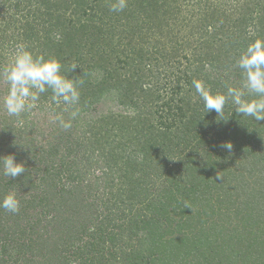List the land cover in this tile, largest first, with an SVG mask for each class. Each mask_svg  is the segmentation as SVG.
Masks as SVG:
<instances>
[{
  "label": "trees",
  "instance_id": "1",
  "mask_svg": "<svg viewBox=\"0 0 264 264\" xmlns=\"http://www.w3.org/2000/svg\"><path fill=\"white\" fill-rule=\"evenodd\" d=\"M116 2L0 0V71L23 47L83 81L67 111L41 95L71 122L43 144L17 124L26 113L0 106V156L26 169L0 171V198L20 201L0 209V264H264V121L231 102L205 113L193 86L241 87L236 61L264 39V0Z\"/></svg>",
  "mask_w": 264,
  "mask_h": 264
},
{
  "label": "clouds",
  "instance_id": "2",
  "mask_svg": "<svg viewBox=\"0 0 264 264\" xmlns=\"http://www.w3.org/2000/svg\"><path fill=\"white\" fill-rule=\"evenodd\" d=\"M127 7V0H117L111 5V11L120 12ZM78 65L72 64L70 72ZM236 66L242 70L243 82L240 88L228 87L226 93H213L203 81L195 80L193 86L203 101L205 113L215 111L223 115L226 104L231 102L235 113L251 117L256 121H264V39L250 42L236 61ZM0 80L8 85L7 95L0 100V106L10 117H20L35 107L42 94L51 92L54 104L75 106L80 100L79 85L82 80L69 77L62 71V64L55 58H45L44 55L34 56L21 47L17 50L10 66L0 71ZM78 109L71 112L72 118ZM65 129L71 127L70 121H65L62 115L54 118ZM221 147L231 151V142H224ZM0 171L6 177L15 179L24 174V163L16 162L11 154L0 156ZM220 177L217 176V179ZM0 209L10 213H18L20 201L15 191H10L0 198Z\"/></svg>",
  "mask_w": 264,
  "mask_h": 264
},
{
  "label": "rangeland",
  "instance_id": "3",
  "mask_svg": "<svg viewBox=\"0 0 264 264\" xmlns=\"http://www.w3.org/2000/svg\"><path fill=\"white\" fill-rule=\"evenodd\" d=\"M109 106H112L109 103L100 105L98 104L97 106H95L94 108H92L87 114H80L78 115L77 118V122L74 123V126H76V128H79L83 125H86V122L88 119L90 120H95L96 118H98L101 114V112H104L105 110H107V108ZM2 107V106H1ZM54 108V107H53ZM51 106L49 107L48 104H44L42 103L41 105L35 107L34 109L26 112V119L25 117L20 118L16 123L19 125V127L22 126V124H24V122L26 124H29L30 129L27 132H30L29 134L36 138L35 144H43L44 141H46V139L49 137V133L52 132V130H55V128H53L54 126L57 125V122L54 118L57 114H61V111H58L56 109H53ZM3 110V108H2ZM2 110H0L1 112H3ZM6 113V111H5ZM60 124V123H59ZM51 136V134H50ZM93 161H92V166H91V171H93L92 173H95L96 176H98L99 173V165L100 163H98V158L96 157V153L93 154ZM92 175V174H91ZM118 264H124L122 262H119Z\"/></svg>",
  "mask_w": 264,
  "mask_h": 264
}]
</instances>
